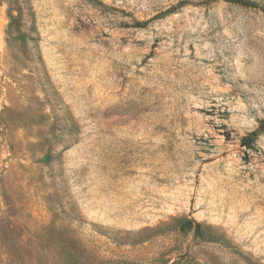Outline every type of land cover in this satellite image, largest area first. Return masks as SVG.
Masks as SVG:
<instances>
[{
	"label": "rangeland",
	"instance_id": "374dc122",
	"mask_svg": "<svg viewBox=\"0 0 264 264\" xmlns=\"http://www.w3.org/2000/svg\"><path fill=\"white\" fill-rule=\"evenodd\" d=\"M250 1L0 0V264H264Z\"/></svg>",
	"mask_w": 264,
	"mask_h": 264
},
{
	"label": "trees",
	"instance_id": "16d2710c",
	"mask_svg": "<svg viewBox=\"0 0 264 264\" xmlns=\"http://www.w3.org/2000/svg\"><path fill=\"white\" fill-rule=\"evenodd\" d=\"M227 2H232L240 5L245 6H255L254 3H252L250 0H224ZM264 125V119L259 122V126L248 133L245 136H242L240 138V144L246 148H252L254 141L256 140L257 136L260 134L261 129ZM179 222V228L180 229H190L194 232L197 236H205L208 240H214V237L209 233V230L207 228H204L201 224L198 222H194L192 219H178ZM202 230L206 231V235H201Z\"/></svg>",
	"mask_w": 264,
	"mask_h": 264
}]
</instances>
